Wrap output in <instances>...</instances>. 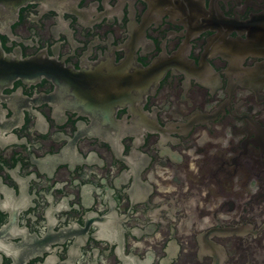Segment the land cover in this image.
I'll return each instance as SVG.
<instances>
[{"label":"flooded vegetation","instance_id":"1","mask_svg":"<svg viewBox=\"0 0 264 264\" xmlns=\"http://www.w3.org/2000/svg\"><path fill=\"white\" fill-rule=\"evenodd\" d=\"M0 264H264V0H0Z\"/></svg>","mask_w":264,"mask_h":264}]
</instances>
